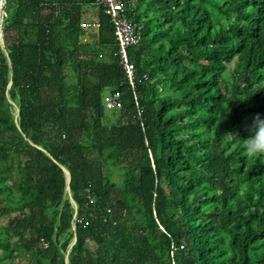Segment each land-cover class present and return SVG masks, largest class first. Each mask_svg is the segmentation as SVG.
Returning a JSON list of instances; mask_svg holds the SVG:
<instances>
[{
    "label": "trees",
    "instance_id": "16d2710c",
    "mask_svg": "<svg viewBox=\"0 0 264 264\" xmlns=\"http://www.w3.org/2000/svg\"><path fill=\"white\" fill-rule=\"evenodd\" d=\"M125 7L141 116L95 0H5L0 264H65L74 238L69 264H264V158L243 141L264 113V0ZM36 147L69 172L76 219Z\"/></svg>",
    "mask_w": 264,
    "mask_h": 264
},
{
    "label": "built area",
    "instance_id": "2783aa9c",
    "mask_svg": "<svg viewBox=\"0 0 264 264\" xmlns=\"http://www.w3.org/2000/svg\"><path fill=\"white\" fill-rule=\"evenodd\" d=\"M98 6L104 8V12L109 16L113 26V35L117 42V56L119 65L123 71V75L127 81L130 91L133 94V101L138 109V115L141 116L139 101L141 98L137 96V85L141 82L137 78L136 68L130 61L128 56V49L138 46L142 40V25L134 22L127 17V9L125 2L127 0H95ZM90 26L96 27L97 24L90 25L89 23H82V28ZM146 80V76H143ZM121 103V95L114 93L106 98L105 105L108 109L119 107Z\"/></svg>",
    "mask_w": 264,
    "mask_h": 264
},
{
    "label": "clouds",
    "instance_id": "9594fccd",
    "mask_svg": "<svg viewBox=\"0 0 264 264\" xmlns=\"http://www.w3.org/2000/svg\"><path fill=\"white\" fill-rule=\"evenodd\" d=\"M247 133L244 150L248 159L264 158V113H255L243 125Z\"/></svg>",
    "mask_w": 264,
    "mask_h": 264
},
{
    "label": "water",
    "instance_id": "95a60500",
    "mask_svg": "<svg viewBox=\"0 0 264 264\" xmlns=\"http://www.w3.org/2000/svg\"><path fill=\"white\" fill-rule=\"evenodd\" d=\"M4 4H5V0H0V47L1 49L4 51V55L7 54L6 50H5V44H4V40H3V35H2V29H1V23H2V18H3V7H4ZM8 56V55H6ZM11 86V82L9 83V86H8V89L10 88ZM6 97H7V104L9 105V109L12 111V116H13V119L15 122H17L19 120V112H18V109L17 107L14 105V103L11 101L10 99V94H9V91H7L6 93ZM17 128L20 129V126L19 124L17 123ZM38 150L42 151L43 153H45V155L50 158L53 162H55L57 164V166L59 168H61L63 170V173H64V176H65V181H66V189H65V193L63 195V198L65 196H68L72 206L74 207L75 209V214H74V219H76L77 217V204L75 203V201L73 200L72 198V195H71V178H70V174L67 170H65L63 168V166L57 162V160L54 159V157H52L50 154H48L44 149H42L41 147H36ZM63 201V199H62ZM73 230H75V227H73ZM75 242H76V238L73 239V242L72 244L70 245V247L68 248L67 252L65 253L64 255V261H65V264H69V254H70V251L72 249V247L75 245ZM173 262H174V259H173ZM176 263V262H174Z\"/></svg>",
    "mask_w": 264,
    "mask_h": 264
},
{
    "label": "rangeland",
    "instance_id": "374dc122",
    "mask_svg": "<svg viewBox=\"0 0 264 264\" xmlns=\"http://www.w3.org/2000/svg\"><path fill=\"white\" fill-rule=\"evenodd\" d=\"M87 21H89V20H87ZM106 97H107V94H105L104 97H103V106H104V109H105L104 111H105L106 114L110 115L112 113V109H108L106 107V105H105ZM173 259H174V262H175V259L177 260L175 254H174V258Z\"/></svg>",
    "mask_w": 264,
    "mask_h": 264
}]
</instances>
